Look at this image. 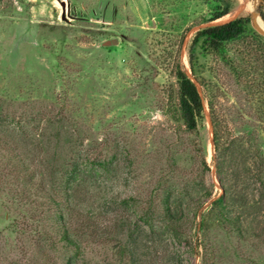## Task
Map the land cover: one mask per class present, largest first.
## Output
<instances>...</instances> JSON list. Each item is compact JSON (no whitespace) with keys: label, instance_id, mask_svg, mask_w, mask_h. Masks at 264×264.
Segmentation results:
<instances>
[{"label":"rangeland","instance_id":"obj_1","mask_svg":"<svg viewBox=\"0 0 264 264\" xmlns=\"http://www.w3.org/2000/svg\"><path fill=\"white\" fill-rule=\"evenodd\" d=\"M260 2L0 0V264H264ZM246 13L248 31L222 52L198 48L196 79L195 33ZM178 68L204 100L197 132L177 117ZM210 101L224 126L217 158ZM16 151L35 173L30 199L5 166ZM41 178L75 246L56 234ZM220 196L241 232L210 211Z\"/></svg>","mask_w":264,"mask_h":264},{"label":"trees","instance_id":"obj_2","mask_svg":"<svg viewBox=\"0 0 264 264\" xmlns=\"http://www.w3.org/2000/svg\"><path fill=\"white\" fill-rule=\"evenodd\" d=\"M230 11L231 9L226 7L222 11L214 13L208 20V22L215 21L224 17ZM259 12L264 20V0H261L259 4ZM251 22L252 15L246 13L240 14L239 16L231 19L228 22L207 25L198 30L193 36L188 49L189 62L191 65L193 76H195V78L197 79V76L195 74V65L197 64L199 56V47L204 48V50L208 52L220 53L225 48V45L227 43L242 37L248 31ZM176 79L178 82V93L175 103V110L178 120L181 121V126H183L184 130L189 132H197L201 126V123L205 119V104L203 97L195 81L182 68L177 69ZM208 104L211 113L213 141L217 158L223 155L225 152L224 126L217 115L213 103L210 101ZM4 143L6 145V142L0 139V144L3 145ZM5 166L10 168L13 180L15 181L17 187L21 189V194L25 198L30 199L34 193L31 191V188L35 186L36 183L35 173L31 171V166L27 164L23 156L18 151L14 152V154L9 159H6ZM217 168L221 173V164L218 163ZM72 172L74 173L75 170H73ZM39 180V192L41 191L43 194V198L45 197L46 199V204H48V216L53 221L57 232L56 234L59 236L60 240L65 241L68 245L75 246L76 241L70 234L69 222H67L66 216L64 214V209L60 207L61 205H63V203H60L61 201H59L56 196L57 193L54 194L52 191L46 188L45 182L42 178ZM220 180L222 181L221 178ZM72 186V182L67 181L65 191L68 192V194ZM35 202L36 201H34V203ZM203 203L204 201H201L198 206L201 207ZM66 207H69V210L71 211L73 210L68 202ZM214 209H216L217 211L216 216L219 221H221L225 225L230 226L236 224V230L241 232V222L239 221L240 218L231 216V213L229 212L228 207L225 204L223 196H220L213 201L210 211H213ZM163 214L165 219L172 226H177V224L181 220L179 216H175L173 214L170 194L165 197ZM42 252L44 256H50L48 251L44 250Z\"/></svg>","mask_w":264,"mask_h":264},{"label":"water","instance_id":"obj_3","mask_svg":"<svg viewBox=\"0 0 264 264\" xmlns=\"http://www.w3.org/2000/svg\"><path fill=\"white\" fill-rule=\"evenodd\" d=\"M258 16H261L260 15V12L258 11H255L254 13H253V26L255 27V29L259 32V33H261L262 35H264V29L263 28H261L259 25H258V23H257V18H258ZM263 19V18H262ZM116 43H118V40L117 39H111V40H108V41H105V44H116Z\"/></svg>","mask_w":264,"mask_h":264},{"label":"bare ground","instance_id":"obj_4","mask_svg":"<svg viewBox=\"0 0 264 264\" xmlns=\"http://www.w3.org/2000/svg\"><path fill=\"white\" fill-rule=\"evenodd\" d=\"M247 4H248V3H247ZM248 8H249V7H248ZM254 12H255V11H254ZM258 21H259V24H261L262 19H261L259 16H258ZM257 23H258V22H257ZM259 24H258V25H259ZM259 26H260V25H259ZM260 27H261V26H260ZM261 28H262V27H261ZM211 145H212V144H211ZM211 145H210V146H211Z\"/></svg>","mask_w":264,"mask_h":264}]
</instances>
